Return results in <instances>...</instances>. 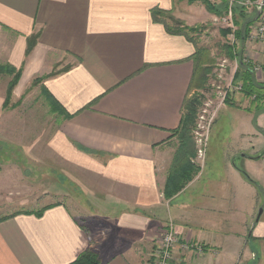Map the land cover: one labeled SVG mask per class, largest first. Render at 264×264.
<instances>
[{
  "label": "crops",
  "instance_id": "obj_1",
  "mask_svg": "<svg viewBox=\"0 0 264 264\" xmlns=\"http://www.w3.org/2000/svg\"><path fill=\"white\" fill-rule=\"evenodd\" d=\"M257 7L247 11L255 20ZM156 8L176 5L0 0V66L22 71L12 97L18 101L45 77L36 90L42 95L44 88L56 110L46 100L55 124L43 142V160L89 180L97 203L86 217L61 202L38 209L53 206L41 217L7 216L0 221V264H71L89 248L101 264H152L156 241L170 226L178 242L169 264H264V107L255 112L253 100L240 92L232 96L237 107L222 103L213 124L220 113L227 120L226 113H235L234 133L218 141L209 136L199 174L171 199L164 197L168 148L186 100L198 89L194 44L154 22ZM238 45L243 58L264 71V42L247 38ZM9 81L0 77V113ZM188 244L203 246V253L186 250Z\"/></svg>",
  "mask_w": 264,
  "mask_h": 264
},
{
  "label": "rangeland",
  "instance_id": "obj_2",
  "mask_svg": "<svg viewBox=\"0 0 264 264\" xmlns=\"http://www.w3.org/2000/svg\"><path fill=\"white\" fill-rule=\"evenodd\" d=\"M175 5L173 17L176 20L190 27L202 28V32L194 36L204 49L196 84V94L204 96V103L191 127L196 148V156L192 162L200 169V151L205 156L209 136L211 141H218L229 138L230 133H234L235 113H226L227 120L221 111L220 118L214 124L215 117L212 115L224 103L227 93L237 95L238 92L232 85L237 65L227 55L226 46L231 45L230 32L226 37L223 36L222 30L228 28L222 18L208 11L201 1L190 4L188 0H175ZM57 69L61 68L57 67L55 71ZM261 76L264 78V71L257 74L258 78ZM31 87L18 101L13 97L7 99L6 89L0 113V219L20 212L37 211L45 205L60 202L73 207L79 215L89 216L92 214L91 206L97 204L94 203L90 188L86 186L89 180L82 179V183L70 177L69 173L62 172L57 162L50 164L43 160V144L54 132L55 117L49 105L50 109L47 107L46 99L36 90L38 85L32 84ZM25 100L26 105L18 108ZM236 101L239 102V99ZM31 103L33 106L27 107ZM179 145L180 135L175 134L168 148L172 157L171 165ZM260 210L261 208L258 214ZM86 222L96 226V221L92 222L89 218Z\"/></svg>",
  "mask_w": 264,
  "mask_h": 264
},
{
  "label": "trees",
  "instance_id": "obj_3",
  "mask_svg": "<svg viewBox=\"0 0 264 264\" xmlns=\"http://www.w3.org/2000/svg\"><path fill=\"white\" fill-rule=\"evenodd\" d=\"M190 4L201 1L208 9V11L212 12L217 17L223 18L227 15L229 9H232L233 12V21L236 27V31L234 32V36L236 39V44L227 45V55L229 59L232 61H237L238 67L236 72L234 73L232 79V85L236 87H240V93L248 99L253 100L252 105L254 106V111L257 112L259 110H263L264 107V81H261L255 72L256 65L251 64L249 61L243 58V51L241 47H239L238 43L242 46L247 38L250 35V27H252L258 20L251 17L248 14V7L243 4V0H218L212 2L210 0H188ZM175 2V0H174ZM152 19L156 23H160L164 25L166 31L171 35H179L184 36L189 42L193 43L196 48V53L193 57L195 63V72H194V83L193 86L197 84V77L199 70L201 68L200 57L204 54V49L199 46L196 42V38L194 35L202 32V28L199 27H190L185 25L179 20H176L173 17L172 11H164L160 9H154L151 12ZM232 33L230 29L222 30L223 36H227L228 33ZM39 34L33 35L28 39V47L26 51V57H28L33 51L36 42L38 40ZM22 71L17 70L12 66H0V77L8 76L11 77V81L7 88V99L12 98L13 91L17 86ZM57 73L53 72L50 77L55 76ZM44 78H38L34 80L33 85H39ZM192 86V87H193ZM43 97L51 103V107L53 111H55V107H53V103L55 102L52 99V96L42 88ZM232 96L229 93L226 94L224 103L228 104L232 107H235V103L232 101ZM204 103V96L194 94L192 97L188 98L184 104V115L182 118V123L180 128L174 132L173 135H180V145L174 157L173 163L170 167L166 185L164 188V197L166 199H171L178 193H180L199 173V167L192 162L193 158L196 156V148L195 143L192 140L191 135V127H193L196 116L199 113L200 108ZM60 108V106H58ZM66 117H69L66 115ZM244 177L251 183L255 184L247 175L244 170H241ZM256 185V184H255ZM53 206H47L37 212L25 211L20 212L19 214L26 215H36L37 217H41L45 211L51 209ZM12 216V215H11ZM7 217H3L0 221L5 220ZM71 264H101V259L99 254L96 252L94 248H89L83 254H81L78 259Z\"/></svg>",
  "mask_w": 264,
  "mask_h": 264
},
{
  "label": "built area",
  "instance_id": "obj_4",
  "mask_svg": "<svg viewBox=\"0 0 264 264\" xmlns=\"http://www.w3.org/2000/svg\"><path fill=\"white\" fill-rule=\"evenodd\" d=\"M243 4L247 7L254 5V3H252L250 0H244ZM259 6H261V15L259 16L256 27L249 35V40L251 41L259 40L264 42V4L259 3ZM222 21L224 25L232 31V33H230L229 35L231 45L236 44L237 41L235 39L234 32L237 29L234 25L232 9H229L227 15L222 18ZM255 72L256 74H261L263 70L259 66H256ZM235 90L239 92L240 87H236ZM212 117H214V115H212ZM204 143H207V141ZM202 154L203 151H200V155H201L200 157L203 156ZM177 242H178V238L175 233V229L173 226H170L156 241V249L152 264H169L170 261L172 260V251L175 248ZM185 249L194 250L198 254H202L204 250L203 246L199 244H188L185 246Z\"/></svg>",
  "mask_w": 264,
  "mask_h": 264
},
{
  "label": "water",
  "instance_id": "obj_5",
  "mask_svg": "<svg viewBox=\"0 0 264 264\" xmlns=\"http://www.w3.org/2000/svg\"><path fill=\"white\" fill-rule=\"evenodd\" d=\"M252 3L258 5L257 9H258V16L261 15V6H259L260 4H264V0H262V2H259V0H250ZM262 213V210H260L259 215Z\"/></svg>",
  "mask_w": 264,
  "mask_h": 264
}]
</instances>
